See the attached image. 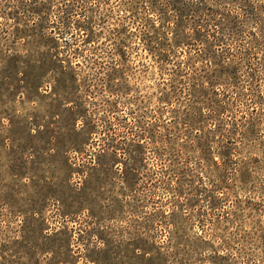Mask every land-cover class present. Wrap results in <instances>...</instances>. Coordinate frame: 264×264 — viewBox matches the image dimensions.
Returning <instances> with one entry per match:
<instances>
[{
	"label": "rangeland",
	"instance_id": "374dc122",
	"mask_svg": "<svg viewBox=\"0 0 264 264\" xmlns=\"http://www.w3.org/2000/svg\"><path fill=\"white\" fill-rule=\"evenodd\" d=\"M0 264H264V0H0Z\"/></svg>",
	"mask_w": 264,
	"mask_h": 264
}]
</instances>
